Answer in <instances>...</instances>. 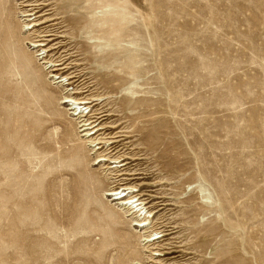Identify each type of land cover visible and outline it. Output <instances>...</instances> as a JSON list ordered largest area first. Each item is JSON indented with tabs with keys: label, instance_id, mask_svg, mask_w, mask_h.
<instances>
[{
	"label": "rangeland",
	"instance_id": "374dc122",
	"mask_svg": "<svg viewBox=\"0 0 264 264\" xmlns=\"http://www.w3.org/2000/svg\"><path fill=\"white\" fill-rule=\"evenodd\" d=\"M78 12L77 25L61 0H0V264L126 263L135 217L106 196L124 184L167 205L150 218L170 233L162 256L132 241L144 264H264V0H82ZM43 32L46 54L31 46ZM50 60L104 113L111 150L85 143ZM107 74L130 81L109 94ZM100 155L128 165L111 176Z\"/></svg>",
	"mask_w": 264,
	"mask_h": 264
},
{
	"label": "bare ground",
	"instance_id": "6f19581e",
	"mask_svg": "<svg viewBox=\"0 0 264 264\" xmlns=\"http://www.w3.org/2000/svg\"><path fill=\"white\" fill-rule=\"evenodd\" d=\"M81 3H82V0H61V9H65L66 19L69 20V21H74L77 25L79 24V22L77 21L78 17L81 16L79 14V12H78ZM58 8H60V7H58ZM36 9L37 8H32V10L25 11V12H23V14H24L25 17H33V16H35L37 14V12H36L37 10ZM93 9H94V7L92 5L86 8L88 13L92 12ZM71 12H73V14L75 13L76 15H74V16L70 15ZM91 23H93V21ZM9 25H11V24H9ZM30 25L31 24H28L27 27H29ZM121 25H122V30H120V31H124L126 29V26L123 25V24H121ZM40 34H41V36H39L38 38H41V39H39L38 41L33 42L31 44V46L33 48H35V49L36 48H41L40 51H42V53L46 54L48 52V50L45 49L46 48V42H48V38L51 37V35H47L46 32H43V33H40ZM43 59H44V57L42 58V60ZM47 64L50 66V69L51 68H55L53 70V72H56V76H54L53 78H54V80H59L58 83H56V84H62L64 87H73L74 83L77 82V81L72 82V80L75 79L76 77H73L71 75L70 76L64 75L65 74V71H64L65 68H62L65 65L64 63H58V62H54V61L50 60ZM128 81H130V80H128V78L125 75H123V74H120L118 76L116 74H114V75H108L107 74V75H105L104 79L102 80V82L100 84H102L104 86V88L106 89L107 93H109V94H117L118 92H121L123 86H126ZM115 82H117L118 84H114ZM110 84H112V85L110 86ZM137 89H139V88H137ZM137 89H136V91H133V93H132L133 95L134 94H138ZM76 90H78L77 86L73 87V89H71L72 93L69 90V92L66 93V96L64 98L63 97L62 98H63V104L67 105L69 107V110H73V116L74 117H78V120H79L78 123L80 124V127L82 128L81 131L85 132V135H83L82 138L85 140V143L89 147L97 148L98 151L103 150L106 147L107 148L104 150V152H107L108 150H111L112 148L111 149H108V148L110 146L112 147V145H115V144L119 143L118 141L115 140V139H117L119 137L117 136V134L114 135L112 132L110 134H108L109 136L106 137L105 132L108 131V130H106L107 128L105 129L103 127V125H102V123H103L102 122V118L105 117V115L102 116L104 113L102 112L103 114L102 113L98 114V113H96V111H93V109H91V106H90L91 103L89 102V99H85L86 97L85 98H79L78 97L79 93L75 92ZM119 101H120V104H125L126 106L130 105L132 107H135V105L141 104L143 102L142 101V97L138 96V97L134 98V97H131L129 95L123 96V98L121 100H119ZM145 102H146V100H145ZM132 107H131V110H132ZM137 109H138V107H137ZM84 112H86L87 115H84L85 114ZM106 112H108V111H106ZM110 118H111V116H110ZM118 129L120 130V128H118ZM157 129H158V127L155 126L153 128V133L152 134L150 133L153 136V142H154L153 145L154 146L156 145L155 141L157 139H155V136L153 134L156 133L155 131ZM102 132H104V134H102ZM103 136H105V138H109V139L108 140L102 139ZM164 156H166V154H164L163 157ZM173 159L175 160V162H173L172 166H170V168H172L171 170H174V172H175V170L184 171L183 170L184 167L180 166L178 164L179 158L178 157L177 158L174 157ZM122 162L123 161H121L120 158L111 159V158H108V156L106 157L104 155H100L96 159L95 165L96 164L97 165L102 164L103 166H105V169L108 170V172H110L111 176H115L116 174H114V168H117V166H119V168H121V167H125V166L128 165V163H122ZM174 168H176V169H174ZM140 175H143V174H140ZM91 178L96 180V182L98 184L97 188L101 190L102 189L101 187H102L103 183L101 182L100 178L97 177L94 173L91 175ZM135 188H136L135 186H130V185H125L124 184L122 186H119L118 188L109 190L107 195H106L108 197H112L113 201L120 202V207L124 208L123 209V211H125L124 214H127L129 216H134L135 217L134 223H133L134 225L131 226V227L136 228L137 230H139V231H137V230L136 231L135 230L134 231H128V233H126V235L128 237L126 239L127 241L125 242L126 249L124 251L126 252V256H128V258L126 257L127 258L126 259L127 262L124 263L122 261L121 262L122 264H130L131 262H134V261H138L137 264H144L143 261L141 262V259H140V256H139V249L137 247H135L136 245L133 246L134 245V243L132 242L133 239H135L136 242H138L139 240L142 239L141 240L142 250H144V253H150L151 254V256L147 258L148 260H151L154 257L162 256L161 253H164L163 250L160 251V250L156 249V241L160 240L162 238H165L166 236L170 235V233H168V230H163L162 229L163 231H159L161 229H159V230H158V228L156 229V224L153 223L154 222L153 221L154 217H153V220L150 219V218H152V214H153L152 211L153 210H156V209H158L161 206H163V208H165L167 205H163V204L160 203L159 205H156V206H151V205L149 206V204H151V203H149L147 200H145L143 198V195L139 194L138 193L139 191H136ZM162 202H164V201L162 200ZM195 207H196V205H195ZM160 211H162V210H160ZM109 214H111L113 216V218H111L112 224L115 223L114 218H116L118 220L119 219L121 220V218L123 217L122 215H119V213L114 211L113 209L109 210ZM147 215H148V217L146 218ZM142 216H144L143 219H141ZM119 224H122V222L119 223ZM123 225H124V223H123ZM150 229H152V231H150ZM164 229H167V228L164 227ZM204 230L205 229L203 227L202 231H204ZM142 231H144V232L142 233ZM206 243L207 242H205V244L203 243L201 248L199 247L200 249H202V253H204V251H206L205 248L208 247V245L206 246ZM113 245L114 244H112V246ZM122 246L120 248H122ZM181 248H183V249H181ZM181 248L180 247H176V246L172 247L168 254L175 255V254H179L180 253V254H182V260H184L185 258H187L190 255V252L188 250H191V249H190L189 246L188 247L187 246H183ZM122 254H123V251H122ZM121 257H122V255H121ZM208 258L206 257V255H203V257L200 260L199 264H209V259ZM178 259H181V258H176L175 257L172 261L178 262ZM123 260H124V258H123ZM180 262H182V261H180ZM186 263H189V261H186Z\"/></svg>",
	"mask_w": 264,
	"mask_h": 264
}]
</instances>
